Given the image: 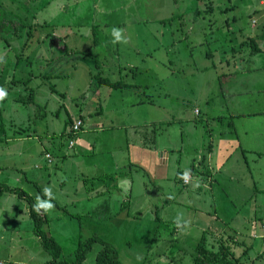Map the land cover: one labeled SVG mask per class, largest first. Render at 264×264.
<instances>
[{"label": "rangeland", "instance_id": "rangeland-1", "mask_svg": "<svg viewBox=\"0 0 264 264\" xmlns=\"http://www.w3.org/2000/svg\"><path fill=\"white\" fill-rule=\"evenodd\" d=\"M263 1L0 0V19L16 25H5L0 39L5 132L31 135L0 145V181L19 188L20 180L35 204L54 205L42 209V229L61 245V260L73 261L78 242L95 235L121 264H192L205 234L207 248L223 241L244 264H264ZM93 76L120 85H97ZM93 102L102 111L93 120L109 124L94 131L86 122L72 140L70 124ZM221 137L238 145L219 164ZM83 138L96 150L78 156ZM139 138L170 149L159 173L126 158ZM23 146L28 161L17 154ZM185 172L191 178L183 184ZM31 173L45 179L27 184ZM45 188L50 199L40 195ZM15 204L24 206L18 231L0 235V248H16L14 260L0 251V261L48 264L27 202ZM7 221L0 215L1 229ZM101 248L95 243L83 264H96Z\"/></svg>", "mask_w": 264, "mask_h": 264}, {"label": "crops", "instance_id": "crops-1", "mask_svg": "<svg viewBox=\"0 0 264 264\" xmlns=\"http://www.w3.org/2000/svg\"><path fill=\"white\" fill-rule=\"evenodd\" d=\"M263 3H264V1L262 3L260 2V4H263ZM139 104L141 105L142 101ZM82 108H83V111H81L79 113L78 118H77V119H80L82 121V127L85 125L86 122H88V124H87L88 128L94 129V131H95V130H97L96 128L104 129L103 124H106V125L109 124V122L107 120H103V118H101L100 120H97V121L93 120L94 115L99 117L102 113V111L101 112L98 111V109H100L99 106L95 107L94 102L91 105H89L88 107H82ZM92 108H95L94 111H92ZM97 112H99V113H97ZM151 123L155 124V120L152 121ZM100 125H102V126L100 127ZM145 126L146 125H143L142 127H145ZM151 126H154V125H151ZM136 127H138V126H136ZM17 132L18 133L16 135L14 132L13 136H11V137L5 136L4 139H2L0 141V145H4V147H5V146H8L9 143H11V142L18 143V144L20 143V145H21V144H24L27 141L31 140L30 134H26L24 131H17ZM86 133H87L86 131H83V136H85ZM140 134H142V132ZM148 142L149 141H147V140L142 141V139L139 138L138 141L128 143L127 147L129 148V153L127 154L126 158L127 159L129 158L130 164L132 163L133 165H139L141 167H144L146 169H149V170L154 171V172L156 171L159 173V170L163 169V166L166 167V164H167L168 159H169V154L171 153V151L169 148L165 147L163 144H161L159 146V144L155 143L154 140L151 143H148ZM74 145H75V143H74ZM237 145H238L237 141H235L233 139H228V137H221L219 139V142H218V151H219V160L218 161H219V164L222 161L226 160L229 157L231 152H234V151L236 152ZM76 146H77V142H76ZM95 147H96V143L94 141L90 142L89 140L83 138L81 142L78 141L79 153L77 155L78 156L81 155L82 152H84V151L87 154H90V152H92L93 150H96ZM71 149H73V148H70V150ZM57 151H58V153H60L58 155L59 159H57V160H59L61 163L66 161V158L68 156L64 155V153H63L64 148H59V150H56L55 152L57 153ZM208 151L211 153L210 149ZM17 154H18V156H20L22 158V160L24 158L25 161H28L24 157V155H29V151L24 146L19 147V151ZM74 156H76V155L74 154ZM53 158H56V157H53ZM30 160H32V156H30ZM46 164L48 165L47 162H46ZM47 165H44V167H47ZM95 165H96V163H95ZM56 167H58V166H56ZM24 168H25V166L21 167V169H20L21 173L24 170ZM35 168H37V165H35ZM1 170H2V167L0 164V172H1ZM29 176H30L29 180H27V178L25 176L27 184H29V182H35L38 185L39 182L41 180H43L41 178L44 177V179H45V175L39 174V173H37V174L31 173ZM102 176H105V175H102ZM99 177H101V176H99ZM47 178H50V175H48ZM110 179H113V178H110ZM0 183H5V185L7 184L9 187H11L9 185V183L6 181V177L3 180H1ZM18 183H19L18 186H20L19 188H21V189H22L21 186L25 185L23 182H20V180H18ZM48 184H49V182H48ZM64 186H65V182L63 181L62 186L56 190L61 195L64 194V190H63ZM6 195L7 196H2L0 199V215H2V217L5 220L7 219L9 221H7L6 224H4V225H6L5 229L0 228V235L3 233H6V232L9 234H11L12 232L14 234L17 233V231H18L17 227H13L15 225L14 223L17 222V219H15V217H18L19 214L21 215L22 209L24 208V206H23V208L21 209V207H19V205H17V204L13 205L14 200H17V199L20 200L17 196H15L14 194H10V193H7ZM6 247L7 248L2 246L0 248V251L6 252L7 256L10 258V260H14L13 255H11V250L16 249V248L9 247V246H6ZM0 264H3V263L0 261ZM13 264H18V263H16L14 261Z\"/></svg>", "mask_w": 264, "mask_h": 264}, {"label": "trees", "instance_id": "trees-1", "mask_svg": "<svg viewBox=\"0 0 264 264\" xmlns=\"http://www.w3.org/2000/svg\"><path fill=\"white\" fill-rule=\"evenodd\" d=\"M0 20L3 21V22H0V39L6 40L4 38V33H3V29L5 28V25H8L12 28H15L16 25L12 22V20H5V19L4 20L0 19ZM13 34H15L14 31H13ZM250 41L249 42L251 46V54L258 53L259 48L257 44L254 42L253 39ZM244 45H246V43ZM93 79H95L97 85L106 84L113 88L119 87L120 85L119 82L112 83L110 82L109 79L104 78L102 76H93ZM29 101L33 102L31 97H29ZM70 125L72 126L73 123H71ZM80 129L81 128H79V130L76 133H72L71 128H70L67 133L68 137L72 138V136H74L72 138V140H74L77 134L79 133V131H81ZM66 132L67 130H65L63 133L65 134ZM5 136H6L5 124H4L3 117H2V107H1V102H0V141L4 139ZM190 171L191 173H194V168L192 167ZM102 177L103 176H101L100 178ZM105 177L107 176H104V178ZM178 177H179V180H181L182 182L183 174H178ZM7 193L14 194L19 199L27 202L28 215L33 223L32 232L37 238H39L41 246L51 255V260L48 262V264H83L84 261L86 260L87 254L92 250V247L95 243H100L102 245L101 250L98 252L95 258L96 264H121L118 259L117 251L112 246L105 243L100 238L96 237L95 235L89 237L85 241L80 240L78 242V245L74 251L73 261L67 262V261L61 260L60 259L61 252H62L61 245L57 243L50 235L46 233V231H43L42 229V226L46 225L47 223L46 213L42 209L39 211V213L34 209V205H35L34 200L23 189L18 188V187L10 188L9 186L5 184L4 185L0 184V199L4 194H7ZM40 195L45 199H50L49 195H46L43 193H40ZM74 216L75 215H72L71 217H74ZM230 238L232 240L235 239L233 236H231ZM177 249L178 251H182L179 247H177ZM191 255H192L191 256L192 264H244L240 260V257L236 256L232 252L230 246L226 242L221 241V243L219 244V248L216 251L207 248L205 234H202L201 238L199 239Z\"/></svg>", "mask_w": 264, "mask_h": 264}, {"label": "clouds", "instance_id": "clouds-1", "mask_svg": "<svg viewBox=\"0 0 264 264\" xmlns=\"http://www.w3.org/2000/svg\"><path fill=\"white\" fill-rule=\"evenodd\" d=\"M112 35L114 36L115 40L114 42H119L122 39V30L118 28H113L112 30ZM126 42V41H125ZM6 97V92L3 89H0V100L4 99ZM188 173L185 172L183 174V177L185 180L187 179ZM45 194L50 195V189L45 188ZM54 207V205L50 201H44L41 200L40 198H37V203L34 205V209L39 213L41 209L44 211H49ZM179 217H177V221H179Z\"/></svg>", "mask_w": 264, "mask_h": 264}, {"label": "built area", "instance_id": "built-area-1", "mask_svg": "<svg viewBox=\"0 0 264 264\" xmlns=\"http://www.w3.org/2000/svg\"><path fill=\"white\" fill-rule=\"evenodd\" d=\"M81 125H82L81 121H78L77 123H74V124L70 127L72 133H76V132L79 130V128H81ZM72 133H71V134H72ZM73 137H74V136H72V138H73ZM69 145L72 146V145H73V141H70ZM46 157L48 158L49 156L46 155ZM189 178H191L189 175L187 176V179H186V180L183 178V179H182V183H183V184H184V183H188V182H189Z\"/></svg>", "mask_w": 264, "mask_h": 264}]
</instances>
